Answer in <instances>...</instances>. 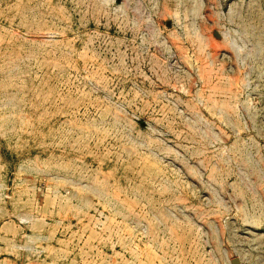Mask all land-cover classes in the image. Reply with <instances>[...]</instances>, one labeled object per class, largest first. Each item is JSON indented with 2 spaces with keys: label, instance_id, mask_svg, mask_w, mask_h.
Returning <instances> with one entry per match:
<instances>
[{
  "label": "rangeland",
  "instance_id": "obj_1",
  "mask_svg": "<svg viewBox=\"0 0 264 264\" xmlns=\"http://www.w3.org/2000/svg\"><path fill=\"white\" fill-rule=\"evenodd\" d=\"M264 264V0H0V264Z\"/></svg>",
  "mask_w": 264,
  "mask_h": 264
},
{
  "label": "water",
  "instance_id": "obj_2",
  "mask_svg": "<svg viewBox=\"0 0 264 264\" xmlns=\"http://www.w3.org/2000/svg\"><path fill=\"white\" fill-rule=\"evenodd\" d=\"M233 263L234 264H239V260H235Z\"/></svg>",
  "mask_w": 264,
  "mask_h": 264
}]
</instances>
